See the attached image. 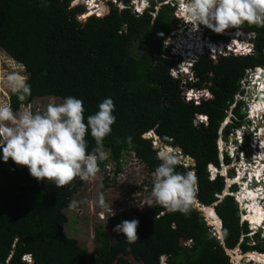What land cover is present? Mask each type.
I'll use <instances>...</instances> for the list:
<instances>
[{
	"label": "trees",
	"instance_id": "16d2710c",
	"mask_svg": "<svg viewBox=\"0 0 264 264\" xmlns=\"http://www.w3.org/2000/svg\"><path fill=\"white\" fill-rule=\"evenodd\" d=\"M73 1L47 0V6H42L40 0H0V47L25 66V82L31 88L24 101L10 93L13 110L37 97L62 102L72 96L83 101L86 118L98 111L105 98H111L116 122L104 139L109 160L120 166L125 154L134 153L153 172L159 161L155 137L146 136L151 131L166 144L180 146L196 165L186 167L181 161L177 170L194 174L198 201L205 205L219 201L214 208L222 220L226 247L264 253L262 232L250 234L235 198L217 196L225 189L224 177L211 180L207 170L210 164H220L219 130L236 94L241 93V80L248 69L264 66V27L246 26L255 33L251 54L221 55L216 60L199 57L193 65L195 81L189 85L206 86L213 97L197 105L184 100L183 77L171 74L182 60L167 57L170 48L164 44L178 23L175 7L165 4L157 11L151 0L149 9L136 15L110 1L106 14V4L101 3V15L93 11L82 19L79 15L86 9L72 5ZM138 42L144 49L137 55ZM242 106L241 100L233 109L239 120L225 127L226 139L244 121ZM197 113L209 115L208 125L193 120ZM86 140L91 151L95 140L90 135ZM106 161L98 164L102 167ZM84 183L77 177L56 187L51 181L36 180L26 167L11 160L0 161V264H31L23 260L24 254H30L32 264H160L162 255H167L168 264H235L195 205L187 216L159 206L131 212L116 208L107 213V224L95 227L89 250L67 231L76 229L77 216L73 214L71 220L68 213ZM133 219L139 220V240L128 244L113 229Z\"/></svg>",
	"mask_w": 264,
	"mask_h": 264
},
{
	"label": "clouds",
	"instance_id": "9594fccd",
	"mask_svg": "<svg viewBox=\"0 0 264 264\" xmlns=\"http://www.w3.org/2000/svg\"><path fill=\"white\" fill-rule=\"evenodd\" d=\"M75 1L76 0L72 2V5H76L74 4ZM124 1L127 2L126 0ZM176 2L178 9L182 13L180 18L196 27L203 25L208 28V31L213 35L220 34L222 38L236 37L232 36L235 35L233 32L236 30L244 32L243 29L246 26L256 25L258 27H264V0H176ZM40 3L42 6H47V0H40ZM127 3H129V1ZM94 10V13H96L97 9ZM89 11L88 6H86V11L83 14H87H85L86 16H80V18L85 19L94 14H88ZM174 11L178 12L176 8ZM226 30L232 33L230 37L224 33ZM245 33L249 34V37L253 36V39L250 41L253 42L255 33H250L247 29ZM240 34L242 33H237V35ZM238 37L240 36L236 37L237 40ZM232 39L235 40V38ZM214 41L221 40L216 39ZM239 43L242 46L247 45L243 41H239ZM227 55L235 54L231 53ZM219 56L221 55L219 54ZM8 86L11 92L15 94L20 101L26 100V98L31 95L30 85L23 79L9 77ZM208 90L211 96L210 98H212L213 93L209 88ZM188 91V87L185 88V93ZM205 95L207 96V94L200 95V98ZM28 105H22L21 107ZM114 111L115 105L113 100L111 98H105L98 105V111L85 118L83 101L72 96L63 98L61 103H49L42 112H33L30 108H25L22 111H14L11 107L10 94H8V105H0V161L8 163L11 160L17 166L26 167L29 174L36 180L42 182L51 181L56 187H64L77 177L83 181H87L94 177L99 171L100 165L98 163L105 160L108 161V153L104 148V139L111 133L112 125L116 122V117L113 114ZM250 114L248 110L249 121L252 122L247 126L253 131L254 125L252 124L255 122L256 116L254 118V116H250ZM202 117H198V120L200 123H205V119H201ZM224 123L225 129L228 122L225 120ZM241 127L242 126L234 128L239 130ZM224 129L219 130V137L221 131L223 133ZM231 134L234 133L231 132ZM88 135L95 140L96 145L91 151L88 150V141L86 140V136ZM241 136V143L235 140V143H231L228 147L226 142L225 145L227 148L224 150L222 146V152H220L219 141L217 140L220 164L219 166L215 164L208 165V167H210L208 171L209 175L216 173L218 176L224 177V180L225 178L230 181L236 179L235 175L237 172L235 166L231 168L234 170V174L231 175V173L229 174L227 165H230L232 162L237 165L241 164L242 156L240 152L242 149L246 151V160L247 156L252 155L247 152L249 136ZM154 137H156V135ZM127 140L128 143L131 144V137H128ZM156 141L157 145H154H156V159L159 163L152 173L153 182L150 195L147 198L146 204L141 208L145 205L150 207L159 206L168 213L179 212L187 216L193 209L197 199L196 178L191 171L180 172L177 170L181 164L178 149L164 142L159 144L161 140L158 136ZM252 142L254 143L253 139ZM231 149L233 156H230L229 153ZM226 157L230 159V162L226 161ZM185 158L187 159V157ZM248 162L254 165L255 161L249 158ZM248 162L245 161L242 165H248ZM247 165L246 167H248ZM223 167L226 168V172H223ZM252 172L251 169L247 168L239 181H233V183L229 185V189H224L225 191L217 196L220 200L225 195L233 196L240 210L241 222H247L250 233L254 234L261 231V235L264 237V221L259 226L252 229L249 220H244V215H246L245 206L235 195L241 190L245 182L252 183L254 186L259 183L255 175L252 177L249 175ZM254 176L255 179L253 178ZM226 186L227 184L225 181V188ZM233 186H237V189L232 190ZM255 188H257V186H255ZM217 203L214 204L216 205ZM99 204L108 214L114 213L112 207H109V205L105 203L103 196L99 198ZM70 207H75V205H70ZM99 214L101 218L106 216L104 212ZM111 216L114 215H110V217ZM217 217L220 219L218 214ZM220 221L222 227V220L220 219ZM208 224L213 226L214 232L216 233V227L209 222ZM138 227L139 220H124L116 225L113 231L122 233L128 244H134L139 240L137 235ZM23 260L31 264L33 263L30 254H24ZM232 261L235 264L241 263V261ZM250 262H254V260ZM160 264H168L167 255H162L160 257Z\"/></svg>",
	"mask_w": 264,
	"mask_h": 264
},
{
	"label": "rangeland",
	"instance_id": "374dc122",
	"mask_svg": "<svg viewBox=\"0 0 264 264\" xmlns=\"http://www.w3.org/2000/svg\"><path fill=\"white\" fill-rule=\"evenodd\" d=\"M154 1L156 2V6H158V9L156 8L157 11L162 7V5H165V4H162L161 6L159 5L164 0H154ZM159 1H161V3H158ZM101 3L106 4L105 8H104V13L106 14L109 11V8H108L109 1L108 0H97V1L96 0H90V1H88V0H76L74 4H81L85 7V9H86V6H88V8L90 10L89 12H91V13L93 11H95L94 9H97L96 13H94V14L101 15L102 14L101 10H100V8L102 6ZM85 14H87V13H85ZM85 14L82 13L81 15H79V17L83 16ZM156 14H157V12L153 13V17H156ZM140 15H142V14H140ZM188 27L189 26L185 25L183 28L187 29ZM228 30H226V32H227L226 34L230 37L232 35V33L229 32ZM245 31L246 30H244V32H242L241 30H236L235 32H233V33H235V35H232V36H236V37L240 36V37H238L239 41L242 40L243 42L248 44L253 39V36L249 37V34L245 33ZM238 32H241L242 34L237 35ZM236 37H232V38H236ZM217 40H221L222 42H226L225 39H223L221 37V35L219 36V39H217ZM137 44L138 45H137V48L135 49V54L138 55L140 52H142V50L144 48L140 42H138ZM254 49H255V41L252 42L251 49H249L250 50L249 53H253ZM228 53L229 52H227L226 54H228ZM205 55L208 56L207 54H205ZM184 63L187 64V62H184ZM180 65H183L182 61L180 62V64L177 67H173L171 69V74L176 78L183 77V79H182V88H183L182 95H183L184 100L187 102H194L195 104L198 105L202 101L212 99V98H210L211 96L209 95V90L206 86L200 88V87H194L192 85H189V83L192 84L195 81V76L191 75L192 73L189 74V72H190L189 70L185 71V69H184L183 73L182 72H179L178 74L176 73V70H179ZM263 69H264V66L254 68V69H248L246 71L245 77L243 78L244 81H242L243 79L241 80V93L236 94L235 99L236 98L237 99L232 104L230 109L228 110V114H227V117L225 118V120L229 124L230 123H236V125L238 124L236 121H238L239 118L237 115L234 114L233 109L237 106V103L241 100L243 101L242 112L245 113V117L243 119L244 120L243 123H241L239 125V126H242L239 130L236 128H232V132L234 134H230L228 136V138L226 139V135L223 131V135L219 137V139H218L219 144H221L223 146L224 150L227 148L225 145L226 142L228 144L227 146L229 147V145L231 143H235V140H237V142H239V138L242 137L241 135H245V137L249 136L248 145H247L248 154H253V152L255 154L256 148L253 149L255 147V144L252 142V139H253V141H256V140L259 141L260 148H262L261 147L262 146L261 145L262 144V137L260 135H261V131H263V128L260 129L261 126H259V125L264 123V113L261 117H259V118L257 117V120H255V122H253V124H252V125H254L253 126L254 128L252 127L253 131L247 125L250 124V122H252V121H249L248 110L251 113L252 105L255 104V100L257 97V96H255V94H256L255 91L253 89H251V85L254 84V81H255L254 77L258 74V73L256 74V72L257 71L260 72V70H263ZM9 77H15L17 79H23L25 81V79L27 78V72H26L25 66L23 64L16 61L15 59H13L9 54H7L0 47V105H4V104L8 105V94L11 93V89L8 86V78ZM253 86L255 87V90H258L256 88L258 85H253ZM187 87H188V89L190 88V91H191L190 93L193 97H191V96L188 97L189 94L185 93V88H187ZM193 89H196L195 91H197V92H195ZM203 94H207V96L205 95L204 97L200 98V95H203ZM195 96L196 97L199 96L200 100L195 102V100H196ZM49 103H61V101L59 98H56V97H48V98L37 97V98H35V100L32 103H30V105L21 107L20 111L24 110L25 108H30V110H32L33 112H36V111L42 112L44 109H46V107ZM205 115L207 117V118H204L205 124L208 125L209 115L206 113H203V114L197 113L196 116L193 118V120L196 123H200L198 120V117H202V116L204 117ZM250 116H252V115L250 114ZM251 120H252V118H251ZM224 121L222 122L221 128H220L222 130L224 129V126H225ZM254 129H255V132H254ZM153 132L154 131H151L147 135H149V137H152V136L154 137L155 135L153 134ZM263 134H264V132H263ZM155 138L154 139L157 140V135ZM220 138H221V142H220ZM161 142H164V141H160L159 144ZM177 147H180V146H176L175 149ZM231 151H232V149H231ZM107 153H108V157H109V152H107ZM181 153H182V148H181V150H179L180 160L185 163L186 167H189L191 165L190 160L188 158L186 159L185 157L181 156ZM262 154H264V152ZM249 158H252V160L259 162V159H256V158L254 159L253 155L247 156V160H246L245 154H243L242 155V162L240 165L239 164L237 165L234 162L230 163V167L228 168V169H230L229 174L230 173H231V175L234 174V170L231 169L234 166H238V168H241V167L243 168L244 165H242V164H244L245 161L248 162ZM120 163H121L120 166H118L119 164H117L114 161L109 160V158H108V161H106L104 163V165L102 167H100L99 171L95 174V176L90 178L89 180L85 181L84 186L76 193L75 198H74L75 207L73 209H71V211L68 213L71 220L73 218V214L77 216L76 229L67 228L68 234L76 237L80 241V243L84 247H87L89 250H92V248H93V244H92L93 238L92 237H93L94 232H95V227L97 226V224H99L101 222L107 224L108 220H109V219H106V217L108 216L107 211L104 208H102L99 204V198L101 196H103L105 203L107 205H109V207H112L114 212H115L116 208H124L128 212H131L132 210H134L136 208L142 209V210L152 208V207L147 206V205H145L143 208H141V207L144 204H146L147 198L150 195L151 188H152V182H153L152 181V173L153 172L151 170H149L148 167L143 162H141L140 159H138V157L134 153L125 154L123 156V158L121 159ZM260 164H262V161H260ZM249 165L253 166V164H249ZM257 165H258V163H257ZM242 168H241V170H242ZM249 169H251V168H249ZM207 170L209 171L210 167H207ZM224 172H226V168H225ZM249 175H251V174H249ZM217 177H218V174H216V173L209 175V179H211V180H215ZM237 178H240V175H238ZM262 178H264L263 175H262V177H259V180L264 181V179H262ZM225 181H226V184L228 185L229 180H227L225 178ZM236 181H238V180H236ZM225 190H226V188H225ZM263 190L264 189H263V185H262L261 192ZM241 192H242V188H241V191L239 194H241ZM239 196L240 195H238V197ZM245 210H246V208H245ZM101 212H104L107 216H104L103 218H101L100 214H99ZM246 212H247V210H246ZM250 234H252V233H250ZM263 234H264V231H263ZM183 243H186V242H183ZM229 253H232L231 255H233V259H234L235 257H237V254L239 255L240 252H239V250H237V248H235V249H231L229 251ZM250 259H253V258H250ZM235 261H240V260L237 259ZM241 263H243V262H241ZM254 263L263 264L259 261H254Z\"/></svg>",
	"mask_w": 264,
	"mask_h": 264
},
{
	"label": "built area",
	"instance_id": "2783aa9c",
	"mask_svg": "<svg viewBox=\"0 0 264 264\" xmlns=\"http://www.w3.org/2000/svg\"><path fill=\"white\" fill-rule=\"evenodd\" d=\"M108 1L109 2L112 1L120 10L125 8H131L132 12L135 13L136 15L143 14L151 4L150 0H129V3L125 2L124 0H108ZM163 2L161 3V1H159L158 3H161L159 4L160 6L162 4H170L172 7H175L176 10H178V14H176L178 18V23L176 24V26L172 28L169 35L164 40L165 46L170 48L169 55L167 57L182 60L183 65H180L179 70H176L177 74L179 72L183 73V70L185 69V71L189 70L190 73H192L191 75L195 76L193 71V64L195 61L199 59L200 56L205 54L212 56L216 60L219 54L227 55L226 54L227 52H229L228 54L232 53L235 55L246 54L247 52L249 53L250 51L249 49H251V44L242 46L240 45L238 40H233L230 42L214 41L211 38L212 33L208 31V28H206L203 25L196 27L190 23H187L182 18H180L182 13L177 7L176 0H164ZM156 8L158 9V6H156ZM185 25L189 27L187 29L183 28ZM224 33L226 34L227 32L225 31ZM212 45L218 46V49L215 50L214 49L215 47H212ZM209 48H211L210 49L211 51H209ZM184 62H187V64H185ZM242 81H244V79ZM193 90L195 91L196 89ZM190 92L191 91L189 88V91L187 92L189 94L188 97L190 96L193 97ZM195 98H196L195 102H197L199 100V96L197 97L195 96ZM204 118L207 117L205 116ZM222 135L223 133L221 131L220 136ZM220 142H221V138H220ZM239 142L240 143L242 142V138H239ZM154 144L157 145L156 140L154 141ZM219 147H220V152H222L223 149L222 145L219 144ZM253 149H255V147ZM229 153L230 156H233V152L231 150H229ZM243 154H246V151L244 149H242L240 152L241 156ZM252 155L254 156L255 159L256 153L254 154L253 152ZM257 163L258 162L256 161L254 162V167L258 166ZM229 167L230 165H227V168ZM229 170L230 169H228V171ZM235 170L237 172L235 175L236 179H233V181L237 180L241 168L235 166ZM233 181H231V183H233Z\"/></svg>",
	"mask_w": 264,
	"mask_h": 264
},
{
	"label": "bare ground",
	"instance_id": "6f19581e",
	"mask_svg": "<svg viewBox=\"0 0 264 264\" xmlns=\"http://www.w3.org/2000/svg\"><path fill=\"white\" fill-rule=\"evenodd\" d=\"M212 47H215L214 48L215 50L218 49V46L212 45ZM209 49H211V48H209ZM209 51H211V50H209ZM257 73L258 74L256 75L254 85L258 84L259 87L258 88L256 87L258 90H255V89H253V90L256 91V93L260 92L261 95H260V97H258V99L256 97L255 104L252 105V110H251V115L254 116V118L256 116V120H257V117L258 118L261 117L264 113V94H263V92H264V69L260 70V72H257ZM255 95H257V94H255ZM262 132H264V130ZM261 137H262V144L261 145H264V134H262ZM254 144H255V148H256L255 158L259 159L258 166L253 167L254 165L252 166V165L246 164L248 167H246V165H244L243 171L241 173H242V175H244L245 170L247 168H251V170L253 171L251 173V177L253 175H255L258 178L257 182H259V183H257V185H255V186H258V188H255V186L252 183L245 182L243 184L241 194H239L241 190L237 194H235L247 210L246 215H244V220H249L250 225L252 226V229L259 226L264 221V190L261 192L262 185H263V189H264V182H263V180H261V181L259 180V177H262V175L264 176V154H262L264 152V146H261L262 148H260L259 147L260 146L259 141H257V140L254 141ZM260 161H262V164H260ZM224 171H225V167H223V172ZM242 175H240V178L237 179L238 181H239V179H241ZM255 176L253 177L254 179H255ZM262 179H264V178H262ZM229 183H231L230 180H229ZM229 183L226 187V190L229 189V185H230ZM238 195H240V196L238 197ZM203 210L206 213L207 217L210 218V222L213 223V225H215V227L217 228V230L219 232H221V221L216 216L213 209L210 207H204ZM246 256L249 259L253 258L252 260L259 261V262H262L264 264V254H262V253L249 252ZM242 257H243V254L239 253V255L237 254V257H235L234 260H237V259L241 260Z\"/></svg>",
	"mask_w": 264,
	"mask_h": 264
},
{
	"label": "water",
	"instance_id": "95a60500",
	"mask_svg": "<svg viewBox=\"0 0 264 264\" xmlns=\"http://www.w3.org/2000/svg\"><path fill=\"white\" fill-rule=\"evenodd\" d=\"M176 14H178V12H176ZM260 95H261V94H260V92H259V93L257 94V98L260 97ZM153 134L156 135L155 132H153ZM146 136L149 137L148 135H146ZM176 149L181 150L180 147H177ZM181 155L187 157V158L190 160V162H191L190 164H191L192 166H195V165H196L195 159H194L192 156L187 155L186 153H184L183 150H182ZM195 205H196V208L199 210L200 214L203 215V216L206 218V220H207L210 224H213V223L210 222V218L207 217V215H206V213L204 212L203 209H204V207H210V208L213 209L214 213L216 214V211H215V209H214V205H215V204L212 205V206H205V205L201 204V203L198 201V199H196V201H195ZM216 216H217V214H216ZM214 226H215V225H214ZM216 230H217V228H216ZM216 233H217V235H218V238L221 239L222 244L224 245V247H225L227 253L231 256V259L234 260V259H233V255H231V253H229V251H230L231 249H228V248L226 247L225 243H224L222 227H221V232H219V231L217 230ZM237 250H239V248H237ZM233 251H234V250H233ZM239 252L243 254V257H242V259L240 260L241 262H243V263H248V262L252 261V259H249V258L246 256L249 252L243 253L241 250H239ZM251 252L261 253V252H258V251H251ZM234 261H235V260H234Z\"/></svg>",
	"mask_w": 264,
	"mask_h": 264
},
{
	"label": "flooded vegetation",
	"instance_id": "af4514ba",
	"mask_svg": "<svg viewBox=\"0 0 264 264\" xmlns=\"http://www.w3.org/2000/svg\"><path fill=\"white\" fill-rule=\"evenodd\" d=\"M246 29H247V28L244 27V30H246ZM247 30H248V29H247ZM249 32L252 33V31H250V30H249ZM211 38L214 39V40L218 39V38L216 37L215 34L212 35ZM223 39H225L226 42L233 41L232 38H226V37H225V38H223ZM235 40H237V39L235 38ZM238 40H239V39H238ZM240 42H242V40H240ZM245 44H246V43H245ZM248 44H251V45H252V42H249ZM257 72H258V71H257ZM257 72H256V74H257ZM254 78H256V76H255ZM253 85H254V84H253ZM253 85H251V89H255V87H254ZM256 85H258V84H256ZM258 87H259V85L257 86V88H258ZM255 93H256V91H255ZM258 93H259V92H258ZM258 93H256V94H258ZM255 96H257V95H255ZM259 126H261L260 129L263 128V130H264V123H263V124H260ZM262 134H263V132L261 131V135H260V136H262ZM259 147H260V146H259ZM257 148H258V147H257ZM242 171H243V169L239 172V175H242V173H241ZM237 179H238V178H237ZM263 182H264V181H263ZM263 224H264V223H263ZM255 228H256V227H255ZM253 229H254V228H253ZM261 263H262V262H261Z\"/></svg>",
	"mask_w": 264,
	"mask_h": 264
},
{
	"label": "snow or ice",
	"instance_id": "6c2138e0",
	"mask_svg": "<svg viewBox=\"0 0 264 264\" xmlns=\"http://www.w3.org/2000/svg\"><path fill=\"white\" fill-rule=\"evenodd\" d=\"M201 119H204L203 117Z\"/></svg>",
	"mask_w": 264,
	"mask_h": 264
}]
</instances>
